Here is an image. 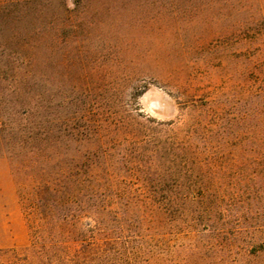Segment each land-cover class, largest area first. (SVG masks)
<instances>
[{
	"label": "rangeland",
	"instance_id": "rangeland-1",
	"mask_svg": "<svg viewBox=\"0 0 264 264\" xmlns=\"http://www.w3.org/2000/svg\"><path fill=\"white\" fill-rule=\"evenodd\" d=\"M176 2L0 0V247L29 242L22 200L35 181L25 166L31 156L19 147L29 141L20 124L41 121L46 153L87 157L80 169L92 165L99 185H163L169 158L154 150L152 136L129 135L127 115L175 128L190 121L192 102L212 97L225 104V126L235 117L227 154L243 144L253 153L264 0ZM106 154L116 161L109 172ZM223 192L226 217L254 224L253 238L183 228L178 211L175 226L131 230L141 238L134 264H264L255 229L264 217V185H224ZM82 221L93 223L89 216Z\"/></svg>",
	"mask_w": 264,
	"mask_h": 264
},
{
	"label": "trees",
	"instance_id": "trees-1",
	"mask_svg": "<svg viewBox=\"0 0 264 264\" xmlns=\"http://www.w3.org/2000/svg\"><path fill=\"white\" fill-rule=\"evenodd\" d=\"M192 109L189 122L167 129L148 117L138 121L127 115L129 135L152 136L154 150L169 158L160 175L163 185H99L98 171L88 167L92 165L80 169L87 157L46 153L42 135L47 131L41 121L20 124V136L29 141H20L19 147L31 156L25 166L34 170L35 181L26 201L22 200L29 242L23 248L0 247V264H134L141 248L134 241L141 238L131 230L175 226L178 211L183 228L199 225L214 233L254 236V224L226 217L221 199L224 185H264V60L258 61L254 72L252 154L245 144L234 149L236 152L225 151L228 136L234 134L235 117L231 127L224 125V103L212 97L207 104L192 102ZM201 136L208 140L204 146L197 141ZM111 160L104 155L105 172L115 168L116 161ZM145 174L150 177L152 173L147 169ZM170 178L173 185H165ZM190 215L193 217L186 221ZM84 216L93 223H84ZM164 217L167 219L162 220ZM255 229L262 246L264 217Z\"/></svg>",
	"mask_w": 264,
	"mask_h": 264
}]
</instances>
